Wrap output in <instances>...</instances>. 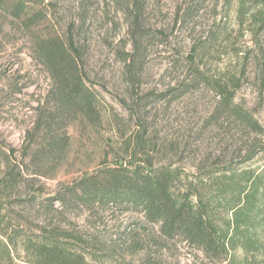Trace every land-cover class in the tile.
Here are the masks:
<instances>
[{
  "label": "rangeland",
  "instance_id": "1",
  "mask_svg": "<svg viewBox=\"0 0 264 264\" xmlns=\"http://www.w3.org/2000/svg\"><path fill=\"white\" fill-rule=\"evenodd\" d=\"M53 1L63 27L78 18L81 4L87 7L80 37L89 45L88 80L99 93L102 124L96 130L70 125L69 146L59 162L37 171L32 166L9 186L1 184L0 264H31L27 238L40 241L39 227L47 224L98 246L83 251L90 264H143L148 258L157 264H193L187 251L177 247L159 252L144 243L142 250H132L124 231L134 228L131 220L137 213L59 206L52 216L46 211L47 198L85 171L126 161L124 145L136 133L153 142L148 152L155 165L171 163L189 170L202 155L234 158L251 143L264 141V0H203L197 8L192 0H145L139 18L144 48L137 54L134 79L123 74L121 61L123 50L132 51L134 14L127 8L133 0ZM211 30L219 31L214 42L206 40ZM29 46L25 34L0 13V147L14 149L17 160L35 118L31 106L49 86ZM193 48L197 53L191 64ZM195 65L206 72L207 81L182 82ZM231 78L236 82L234 102L256 119L261 134L233 116H212L218 100L212 86ZM4 162L0 154V180L6 176ZM260 162L256 158L251 164Z\"/></svg>",
  "mask_w": 264,
  "mask_h": 264
},
{
  "label": "trees",
  "instance_id": "2",
  "mask_svg": "<svg viewBox=\"0 0 264 264\" xmlns=\"http://www.w3.org/2000/svg\"><path fill=\"white\" fill-rule=\"evenodd\" d=\"M144 1L133 0L127 8L134 14L132 51L123 50L121 61L123 74L132 79L139 69L137 54L144 48L145 31L139 23ZM192 1L197 8L203 0ZM81 8L78 18L63 27L53 0H0V13L25 34L31 57L49 79L43 97L31 106L35 118L26 130L19 160L12 156L14 149L0 147L6 166L0 189L1 184L7 187L29 173L32 166L37 171L59 162L69 146L70 125L85 124L96 130L102 124L99 93L88 80L89 45L80 37L87 17V7L81 4ZM239 9L242 12L243 3ZM218 35V30H211L206 40L214 42ZM196 53L193 48L191 64ZM261 78L264 81V69ZM181 81L199 85L207 81V75L195 65ZM235 83L231 78L227 84L212 86L218 96L212 116H233L261 134L256 119L234 102ZM152 149L153 142L145 133H136L124 145L126 161L85 171L63 185L47 198V213L55 215L59 206L131 211L140 216L131 220L134 228L128 227L124 234L134 251L142 250L145 243L159 252L172 247L186 250L193 264H264V141L251 143L234 158L202 155L193 170L171 163L155 165L148 152ZM256 158L262 162L252 165ZM48 225L39 227L40 241L27 238L31 264H90L83 251L98 246ZM143 264L157 261L148 258Z\"/></svg>",
  "mask_w": 264,
  "mask_h": 264
}]
</instances>
